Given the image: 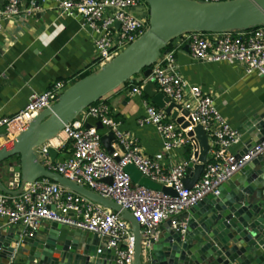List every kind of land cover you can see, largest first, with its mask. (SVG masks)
<instances>
[{"label":"built area","instance_id":"1","mask_svg":"<svg viewBox=\"0 0 264 264\" xmlns=\"http://www.w3.org/2000/svg\"><path fill=\"white\" fill-rule=\"evenodd\" d=\"M50 2L64 16H78L82 25L93 35L95 63L101 67L136 41L148 28V20L132 14L139 7L138 0H42ZM218 3L232 0H193ZM37 0H0V31L6 21L37 11ZM196 61L225 63L240 67L246 75L257 73L264 77V26L229 33H192L172 40L166 54L151 66L147 77L131 78L127 83L132 95L143 96L144 85L152 83L157 92L187 112L182 128L162 110L148 100L143 101L144 115L139 126H151L159 136L164 153L187 147L189 157L168 170L156 158L146 156L135 139L121 131L112 110L102 100L84 109L67 124L56 137L35 148L37 161L48 171L57 173L71 182L109 199L128 210L140 226L141 250L145 254L153 239L152 232L163 222L171 221L177 228L184 223L173 219L205 197H215L219 187L228 182L250 160L264 152V138L245 153H232L230 149L241 141V133L232 128L217 111L213 98L199 86L184 80L176 64L175 55L184 52ZM69 86L57 81L42 93H33L25 107L12 117L0 118V133L6 144L12 141L41 111L55 104ZM166 104V106L168 105ZM180 115V114H179ZM89 119L97 120L112 132L113 153L107 154L101 144V134L94 126L85 128ZM201 126L208 136V151L202 172L191 189L183 184L188 163L196 162L198 143L188 133ZM49 149L56 151L55 159ZM133 165L143 177L167 188L176 196L154 191L133 183L125 172ZM5 188L0 191V218L9 226H21L31 236L44 223H59L66 228L96 234L102 241L98 250H112L114 264H132L135 238L129 223L101 204L73 192L67 187L39 178L33 183L22 182L18 174L8 175ZM109 178L111 184L104 182ZM9 264H26L12 259Z\"/></svg>","mask_w":264,"mask_h":264},{"label":"water","instance_id":"2","mask_svg":"<svg viewBox=\"0 0 264 264\" xmlns=\"http://www.w3.org/2000/svg\"><path fill=\"white\" fill-rule=\"evenodd\" d=\"M149 8L147 30L111 61L69 85L58 101L41 111L12 141L0 146V170L16 173L22 182L33 183L48 178L89 200L101 204L126 220L135 238L132 264H264V152L250 160L233 184L225 182L215 197H205L173 219L184 223L177 228L171 221L163 222L152 232L153 239L145 254L141 250L140 226L131 213L117 203L77 185L57 173L46 170L36 158L35 148L56 138L87 107L121 87L136 75L147 77L151 66L166 54V46L180 36L192 33H229L264 26V0H232L204 3L193 0H144ZM42 6V0H37ZM184 51L188 52L187 45ZM152 103L162 109L182 128L185 110L157 92L152 83L142 89ZM166 104H168L166 106ZM180 114V115H179ZM94 126L101 134V144L112 154V132L101 123L89 119L85 128ZM251 139L241 151L252 148L264 138V116L253 113L244 121ZM189 136L198 143L195 163H188L183 184L191 189L199 179L208 151V136L196 126ZM52 159L56 151L49 149ZM125 172L133 183L154 191L176 196L167 188L143 177L133 166ZM104 182L111 184L109 178ZM0 191H8L0 181ZM96 234L71 230L59 223L41 226L31 236L23 230L7 232L0 229V264H9L20 254L26 264H114L112 250H98L101 242Z\"/></svg>","mask_w":264,"mask_h":264},{"label":"crops","instance_id":"3","mask_svg":"<svg viewBox=\"0 0 264 264\" xmlns=\"http://www.w3.org/2000/svg\"><path fill=\"white\" fill-rule=\"evenodd\" d=\"M95 55L93 35L82 25L81 18L60 15L50 2L29 15L22 13L4 22L0 31V118L16 115L31 94L42 93L57 81L71 85L82 75L96 71ZM175 58L180 76L211 95L217 111L240 131L241 141L230 151L241 153L252 137L243 129L244 121L253 113L264 116V77L257 73L246 75L240 67L225 63L196 61L186 51L178 52ZM145 99L132 95L126 85L101 100L112 110L120 130L135 139L146 156L158 159L168 170L185 161L189 149L164 153L154 128L138 125V119L144 115ZM6 143L0 133V146ZM240 175L238 171L228 182L233 184ZM8 179L6 169L0 170L4 186ZM2 228L7 232L22 230L21 226H9L0 218ZM16 259L26 261L20 254Z\"/></svg>","mask_w":264,"mask_h":264},{"label":"rangeland","instance_id":"4","mask_svg":"<svg viewBox=\"0 0 264 264\" xmlns=\"http://www.w3.org/2000/svg\"><path fill=\"white\" fill-rule=\"evenodd\" d=\"M138 2H139V7L136 8L135 10H133L132 14L137 16V17H140V18H144V19L146 18L148 20L149 8H148L147 3L144 0H138ZM139 77H140V75H136V78H139ZM122 86H125V85H122ZM186 158H188V154H187Z\"/></svg>","mask_w":264,"mask_h":264},{"label":"trees","instance_id":"5","mask_svg":"<svg viewBox=\"0 0 264 264\" xmlns=\"http://www.w3.org/2000/svg\"><path fill=\"white\" fill-rule=\"evenodd\" d=\"M168 48H169V44H168ZM89 74H90V73L84 74V75H82L79 79H82V78H84L85 76H87V75H89ZM133 78H136V76H134ZM79 79H78V80H79ZM127 84H128V83L126 82V83H124L123 85L126 86ZM143 96H144V98L148 99V97H147L145 94H144ZM148 100H149V99H148ZM187 154H188V157H189V151H188ZM187 159H188V158H187Z\"/></svg>","mask_w":264,"mask_h":264},{"label":"bare ground","instance_id":"6","mask_svg":"<svg viewBox=\"0 0 264 264\" xmlns=\"http://www.w3.org/2000/svg\"><path fill=\"white\" fill-rule=\"evenodd\" d=\"M52 142H53V143H56V142H58V139L55 138V139L52 140Z\"/></svg>","mask_w":264,"mask_h":264}]
</instances>
